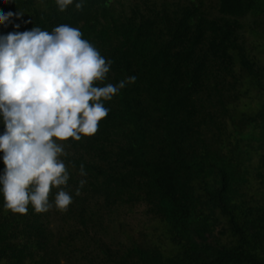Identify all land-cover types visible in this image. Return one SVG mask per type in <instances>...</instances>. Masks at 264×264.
<instances>
[{
  "label": "trees",
  "instance_id": "1",
  "mask_svg": "<svg viewBox=\"0 0 264 264\" xmlns=\"http://www.w3.org/2000/svg\"><path fill=\"white\" fill-rule=\"evenodd\" d=\"M9 11L0 35L66 23L113 61L105 83L136 79L95 135L65 142L66 211L13 214L0 196V264H264V0Z\"/></svg>",
  "mask_w": 264,
  "mask_h": 264
},
{
  "label": "clouds",
  "instance_id": "2",
  "mask_svg": "<svg viewBox=\"0 0 264 264\" xmlns=\"http://www.w3.org/2000/svg\"><path fill=\"white\" fill-rule=\"evenodd\" d=\"M55 3L63 12L73 4L81 10L85 0ZM13 16L11 11L0 13V25ZM112 63L78 27L66 23L51 31L34 26L0 35V158L5 165L0 196L5 211L68 209L73 195L67 190L71 174L65 142L95 135L110 112L105 102L136 79L105 83ZM78 175L87 176L83 164ZM86 183L78 181L76 195Z\"/></svg>",
  "mask_w": 264,
  "mask_h": 264
}]
</instances>
